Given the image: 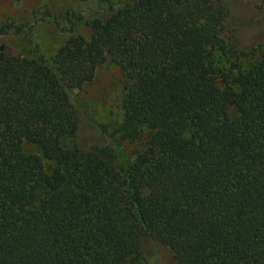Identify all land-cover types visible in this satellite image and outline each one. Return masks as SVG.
Returning a JSON list of instances; mask_svg holds the SVG:
<instances>
[{
    "label": "trees",
    "instance_id": "1",
    "mask_svg": "<svg viewBox=\"0 0 264 264\" xmlns=\"http://www.w3.org/2000/svg\"><path fill=\"white\" fill-rule=\"evenodd\" d=\"M99 2L84 36L80 14L53 17L52 57L0 56V264H158L149 245L264 264V42L240 45L226 0ZM106 60L123 74L114 139L77 99Z\"/></svg>",
    "mask_w": 264,
    "mask_h": 264
},
{
    "label": "rangeland",
    "instance_id": "2",
    "mask_svg": "<svg viewBox=\"0 0 264 264\" xmlns=\"http://www.w3.org/2000/svg\"><path fill=\"white\" fill-rule=\"evenodd\" d=\"M102 1V0H99ZM98 0H1L0 23L11 21L18 25H32L43 9H48L51 17L33 25L31 31H24L19 35L9 32L0 37V56L6 54L20 55L27 58L52 57L55 50L62 43L63 38L57 32L53 23V17L63 24V15L66 10H72L80 14L73 19V27L76 34L86 35L85 21L92 17H100L102 3ZM109 2L131 0H108ZM263 0H226L230 9L228 24L236 31V38L241 46L244 43L264 42V23L260 22ZM245 13V14H243ZM245 31H248L245 33ZM123 74L113 62L106 60L96 69L92 81L87 83L83 90L77 94L78 101L84 107L87 117L95 122L113 139L117 134H110L118 127L121 115V100L123 95ZM81 139L91 136V131L86 125L80 127ZM89 136V137H87ZM122 152L128 155L133 150V144L120 145ZM147 252L155 251L158 264H170L169 253L163 247L150 248Z\"/></svg>",
    "mask_w": 264,
    "mask_h": 264
}]
</instances>
